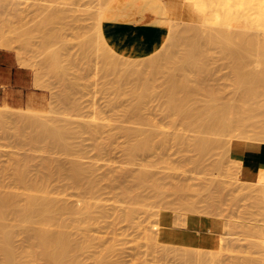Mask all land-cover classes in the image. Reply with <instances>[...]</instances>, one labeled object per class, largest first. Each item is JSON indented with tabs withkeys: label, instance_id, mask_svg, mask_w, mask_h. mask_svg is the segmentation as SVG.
<instances>
[{
	"label": "rangeland",
	"instance_id": "374dc122",
	"mask_svg": "<svg viewBox=\"0 0 264 264\" xmlns=\"http://www.w3.org/2000/svg\"><path fill=\"white\" fill-rule=\"evenodd\" d=\"M221 1H224L220 4L221 7H223H220L223 12L227 8L230 9L229 5H231V7L235 9L238 8V11L242 12L240 13L241 16L239 15L238 18L237 15L239 12L237 10L227 9V11L224 12H227V15H229V12H236L231 13L234 18H232L233 20L227 18H224L223 20L221 19V25L224 28L230 29L232 27V30H230L232 32L235 31V33L238 29L239 34L240 31H246L247 33L249 32L252 35H256L257 39L259 38L258 41L261 40V37L263 40L264 23L262 20L264 18V15L263 17H261V14H264V0H246L245 4L244 0H241V2L239 0H230L232 3L229 0ZM226 1L229 2L227 3ZM99 6L100 5L98 4V1L94 0H0V19H3L4 21L8 20L6 22H9V24L14 27H20L22 25H26L28 27L30 25L32 26V31L29 29L28 33L30 32V34H28L29 36H27V38H29L28 40H30L28 41V43H30L28 44L30 46V49H28L29 51L26 54H22L20 56L24 58H22L23 61L29 63V67L26 64L27 68L25 69H27V71H29L32 76L31 92H33L34 95L33 97L28 98L24 105H21L20 107H14L9 104V108L0 107V110L7 114L4 115L5 117H3L4 121L6 122L3 123L6 126L3 123H0V191L8 189L22 192L23 190H25L23 189L24 186H22V184L15 180L17 175L16 173H19L20 168L21 171H24L23 168H25L26 173L29 172L28 175L33 178L32 180H38L43 177V175L49 176V174L55 170V172H53L51 176H49L50 179H47V185L45 186V189L50 192V194H48L51 197L53 196L54 199H61L69 205H73L74 208L76 207L75 209H80V207L82 208L85 205L91 204V211L93 212L92 221L87 220L86 216L84 215L77 214L70 216L67 213H63L62 218L66 221L65 226L60 227L55 225L50 227L54 231L60 230L70 234L71 237H74L77 243H85L86 248L83 247L76 254L77 258L82 262V264H98L99 262V264H185L180 256V251L181 249L185 248V245L179 243V241L169 239V237H164V232L166 231L165 229H169V226L172 228L184 229L183 227L186 228V226L188 225V220L190 219H195L198 222L201 221L204 224V231L207 234L212 233L211 235L216 238L214 239L215 247L208 249L199 247V245H201L200 238L196 237V239L194 240L195 249L213 251L218 254L221 253L226 261L232 259L247 260L248 257L250 259H255L254 261H256V258L257 260H262L264 250V244L262 243V241L264 239V236L262 239L260 237H262L261 235H264L262 231V228H264V223H262V221L264 222V200L261 196V188H264V185L262 186V184H264V176L261 174L258 168L250 169L246 171L244 175H242L239 169V164H237L238 158H235L238 152L229 149V147L231 148L233 142L237 144L239 150H243V147L247 142L259 147L261 145H264V140L261 141L263 138L257 135L256 130L252 127H247L248 129L245 128L246 131H242L244 132V134L240 130L235 129L234 131L232 130L231 133H224V136H222L223 134L220 136L208 135L210 133H207L205 135V133H200L197 130L189 131L184 129L181 126L180 121L173 118L175 120L174 121L173 119H171L172 117L169 118L165 113H161L166 110L165 108H167V103L165 102L166 99H163V94H161L163 93L161 89L163 90L162 87H164L166 81L164 80V77H161V79L159 77L153 82L151 81L153 85H155L154 87H156V83L158 85L155 88L156 92L154 90V93H151L150 97H148V100L147 98H145V102L143 101L144 104H142L143 106L140 116L141 118H143L142 115H144L146 119L143 118V120H148L147 123H145L144 121L143 123H141V118H135L134 120L131 119V116L123 115L125 114L124 109H128L129 105L132 104L130 101L131 97L129 98L128 94L129 91L127 92L128 88L130 91V88H132V84L129 83L131 80H129V82L125 81L129 84L124 85V83H121L120 86H117L120 83H118V79H116L117 77L114 74L115 72H108L109 74L107 73V71L105 72V68H103V58H101L102 55L99 54L101 57L99 55V57L97 56V54L99 53L98 48L97 50H95L96 55L94 54V51L93 53L90 51L92 54L88 53V55L84 53L86 52L85 50H87L83 46L84 41L93 39L95 44L97 43L95 41L97 37L95 35L94 29H92V26L95 22V15L97 14ZM222 11L221 13H223ZM243 13L244 16L247 17H244L242 15ZM226 14L224 15V17L226 16ZM234 14L237 15L234 16ZM242 16L243 19H246L242 20ZM259 17H261L260 19L262 23L259 20ZM235 18L240 19V23L238 22L239 20L236 21ZM241 20L243 22L246 20V25L248 26V28L244 25L245 23H241ZM34 21H38V24H35V27L33 26ZM225 21H227L228 23ZM231 21L233 23L232 26ZM257 21L262 24L263 27ZM188 22L189 21H186V23ZM236 25L238 27H242H237V29L233 30ZM259 25L262 27V30ZM257 26L259 28H257ZM256 29L257 31H254ZM169 31L172 32L173 30L170 29ZM239 34L237 33L236 35L238 36ZM24 37H26V35ZM24 37V41L25 39L27 40V38ZM236 40L237 41H235V43L240 42L237 44L242 45L241 41H238V39ZM260 42L264 43V41ZM241 45H235V47H237L236 50H238L235 51L236 53H241L245 52L244 49H247L245 53L248 55L246 56L245 53H243V55L245 54L248 60L242 55V53L239 54L242 55L243 59H246L245 61H248L251 66L248 63V65L245 64L246 62H244V60L242 63L241 58V63H239V59H237V57L239 58V56L234 57L236 58V60H238V62L235 59H232V63L230 62V64V57L228 56V54L230 55L234 49L232 48V50L229 51V48H231L230 46L228 48V46L224 45L221 49H212L210 51L211 54L209 55V66L211 65L209 67L211 70L209 75L211 82L209 81V84H213L210 86H216L215 88H220V90L217 89L220 92L222 91L221 89H223L225 95L223 94L224 99H222L221 97V99L223 100H221L222 102H226L230 99L232 100L236 98V100H239L238 103H240V107L246 103L245 101V103H243V99L244 97L246 98L247 95L245 96L244 94H242L241 96L240 94H238V96H236L234 92L235 89L233 87H236V82L234 79H236L235 77H237V75L235 76L236 68L234 67H236V65L238 64H241L242 66L243 64H245L246 66L244 65V68L250 66L251 71L247 67L248 71H250L249 74L255 73V71H253L251 67L258 68L257 62L259 64V62L261 61H257V59H263L261 55H256V47H254V50L248 45H244L246 48L242 47ZM240 48H242V51H240ZM0 50L6 49L0 48ZM7 50L15 55L17 63H19L17 55L19 53H23V49L20 47H13L8 48ZM165 50L166 49L164 48L151 57H154L156 55L160 56V54L164 53ZM249 50H252V52H255V54H251ZM222 51L226 52H224V54L227 57L225 56V58H223L224 54ZM248 51L251 55H254L252 56L253 58L249 57L250 55ZM234 55L236 54L234 53ZM57 56H61L60 59ZM54 58L56 59V61L54 62L55 64L53 63L54 60L50 62V60ZM57 58L60 63L57 61ZM227 58L229 59L227 60ZM254 58L257 59L255 60ZM120 59L121 58H119V60ZM233 60L235 62H233ZM255 62L256 64H254ZM138 64H140V66H143L140 67ZM260 64L262 68H264V64ZM260 64L256 73H258V70L261 71ZM18 65L21 67L20 64ZM136 65V69H140L145 72L144 77H146V73L148 72L146 66L142 63H137ZM120 68H122V66L119 67V69ZM230 68H232V70ZM246 69H241L242 73L248 74V71H246ZM62 73H66L67 76H65L64 74L62 77ZM105 73L107 74L105 75ZM162 80L164 81V83ZM109 81H114L113 84L115 83V85H113V88L112 85L108 83ZM137 81L138 80L136 79V82ZM157 81L160 83H158ZM140 82L144 81L141 80ZM161 82L163 83V85H160L162 84ZM124 86L128 87L126 88ZM117 88L119 91L115 90ZM158 90H160L161 92H157ZM160 94L161 96L159 97ZM124 95H127V97ZM259 95L260 103H262L263 101L261 100L264 98V92H262L261 94L259 93ZM121 96H123L124 98ZM157 97L161 100L159 101ZM255 97V99L258 100L257 96ZM225 98H227V100ZM201 102L202 101L198 103L200 105L197 104L198 107L204 105V101L202 103ZM250 104L251 103H248L247 105L246 103L242 107H250ZM0 106H3L2 101H0ZM253 106H256V104ZM259 109L261 110V107H258V110ZM245 110H248V108H246ZM17 114H26L38 117V119L43 120V122L45 121L47 125L48 123H50L52 129L56 128V124L58 123L57 125L60 126L61 129L63 128L65 130L64 131L62 129L64 138L66 132L68 131V136L66 135V138L64 139L65 141L67 139L68 142L66 141L65 143L64 141V143L67 145H71H68L67 149L65 148V150L60 147V150L59 146L54 145L50 140H45L46 142L43 141L37 143L38 129L34 126H26L23 123H18V121L14 118ZM129 117L132 123H129ZM50 119H52V123L50 122ZM54 121L56 122V124ZM138 121L140 122L138 123ZM144 123L146 125H143ZM97 125L100 126L98 127ZM50 126L48 127L49 129L51 128ZM101 126L104 128H102ZM96 128H98L100 131L96 130ZM128 129H131V131L140 129L144 132L157 131L158 134H160V132L165 133L169 140L167 142V145L163 148H158L154 150V152L152 151L148 154L139 153V155L137 154V156L135 155L134 157L130 156V158L125 151L126 149H124L125 146H123L127 141V136L125 135L124 131H128ZM204 135H208L212 139H218L219 141L221 140V142H224L223 145L225 147L218 152V155H215L217 153L216 152L214 155H210L209 157H207L203 161L204 163L201 164L202 167L199 166V168L195 167V165L192 164V160L197 158V156L195 157V153L192 151L190 146L186 143L183 145H179L176 142L175 138L176 136H184L188 139L187 142H189V139L191 140L194 137ZM160 136L162 135H158V137ZM161 138L162 137H160V139ZM160 139L158 138V141ZM55 146H57V148ZM68 148L70 149L68 150ZM235 160L237 161V163L235 162ZM190 161L191 163H189ZM218 161L219 165L217 166H220V163L222 162V167H220L221 169L219 172L218 169L216 172V169H214V167L216 166V164H218ZM74 163H79L78 165L81 164V167L82 165L83 167H86V169L83 168L86 170V178L84 177L81 183L77 185L74 184L71 179H69L71 178L70 170H72L70 168L73 167ZM57 165L59 173L54 167H57ZM60 166L63 167L61 168ZM171 167L172 169H170ZM167 168H169V170ZM124 171L125 174L123 175ZM138 171L139 174L148 172L147 174H144L147 176L148 174L149 176L152 174L150 177H146L147 180H149V178L151 181H153V179L158 180H155L156 182H153H158L157 184L161 185V189L164 190L163 194L160 197L156 196L154 189H152L153 191L150 190L152 188L150 186L153 183L151 181V183L149 182V184L151 185H148V188H146L147 185L145 187H143V185L142 189L140 186L136 188V191L138 189H140V191L138 190L139 193L138 191L136 193L135 191H133L136 194V196L134 195L135 197L131 196L133 192L130 194L131 197L129 195H126L128 198L123 195V190L126 189L124 187H135L133 179L138 174ZM117 172L120 174H117ZM168 175H170L171 177ZM124 176L127 177L124 178ZM211 181L215 182V185L214 182H212L214 186L211 184ZM177 182H180L184 186H188V192L184 193V196H186V198L189 197L188 199H194L197 201V203L200 202L197 209H200L198 212L199 215L197 213L188 214L191 209L189 211V208H187L188 206L183 204H181L183 208L179 209V204H176L179 201H177V199L175 200V197L173 196L174 193L166 192V188H171V185H173L172 183L178 184ZM259 182L262 183L260 184ZM217 183L220 185L222 184V189H220V186V188L218 187ZM19 184L21 185V187H19ZM89 184H93L91 185V188H89L90 186L88 187ZM255 185L256 188L254 187ZM93 186L95 190L93 189L92 191ZM204 186L205 189H207L206 186H208V188L211 187L212 190H210L211 188L209 189V191L208 189L207 191L204 188L202 189V187ZM170 188L168 189V191H170ZM218 188L220 190H218ZM259 188L261 189L260 191L258 190ZM143 189H145V191ZM132 190H135V188ZM217 190L222 193L220 194ZM172 191L173 190L171 188L170 192ZM191 191H194V193L192 194ZM140 193L144 194L143 200H140V197H138L141 196L142 199V194ZM209 193L213 196V198L216 195V201L213 202H216L215 204L217 208H214V206H212L213 202L211 203V201L208 199ZM201 194L204 195L201 196ZM117 195L120 196L118 197ZM164 195L165 199H172L171 197L174 198L172 201L175 200L176 203L173 202L172 204H174L175 206L173 205L172 207L174 209L178 208L180 212L174 210L171 207V200L168 199L166 200H168L169 202L167 201L168 203H166L167 205L169 204L172 210L169 207V209H167V207L165 208L166 203L162 197ZM153 196L154 198H152ZM197 196H199L200 199ZM203 196L204 198L202 199ZM219 197H222L223 199ZM134 198H136L137 201H140L137 202L134 200ZM217 198L220 200H218ZM145 199H147L148 202L145 201ZM257 199H259V202ZM255 200H257V202ZM260 201L262 203H260ZM159 204L161 207L159 206ZM209 204L211 206L208 207ZM259 204L263 207L259 206ZM176 205L178 207H176ZM92 207L95 208L93 209ZM209 208L213 210L211 211ZM259 209L262 210L263 213L262 211L261 213L258 212L260 211ZM181 210L186 212L181 213ZM129 213H131L132 216L126 217V214L130 215ZM175 215L180 220L182 219V223L180 221L181 224H178L179 221L177 219V221L175 220V222H173V218H177ZM183 216L186 217L184 219L186 225L185 223H183ZM129 218L132 220H129ZM205 219L210 220V222L208 221L209 223H211L212 221L217 222V224H215L216 229L218 227L217 231L215 229L213 230L212 228V225L214 224H207L208 222L206 223V221H204ZM205 223L207 226L205 225ZM0 224L5 226L8 231L15 230L17 236H15L14 238L13 245L14 248L18 250H21L24 246L26 247V245H29V243L26 242L27 240L21 235V231L24 229L33 231L41 226L40 224L34 223L33 221L18 220L12 216L4 220L0 219ZM163 225H166V227H163ZM249 226H251L250 229L247 228ZM253 227L254 229H252ZM257 227L259 230L257 229ZM255 228L257 229V231L255 230ZM247 230L248 232L251 231V236L254 233V235H256V232L259 231H261L262 234H259L260 237L258 236V234L256 235L257 237H255L254 235L251 237L248 235L249 233L246 232ZM186 231L191 232L192 230L186 229ZM213 231L216 233V236ZM245 232L247 234L246 236L244 235ZM86 242L88 244H86ZM252 242H254V244ZM109 247H111V250H109L110 253H108L109 251L106 252ZM104 252L108 254L106 255ZM104 256L107 258V261ZM96 259L97 261L101 259V261H98L96 263ZM31 264L45 263L44 261L36 260L34 262H31Z\"/></svg>",
	"mask_w": 264,
	"mask_h": 264
},
{
	"label": "bare ground",
	"instance_id": "6f19581e",
	"mask_svg": "<svg viewBox=\"0 0 264 264\" xmlns=\"http://www.w3.org/2000/svg\"><path fill=\"white\" fill-rule=\"evenodd\" d=\"M94 1H98V4L100 5L98 10H97V14L95 15V22L93 23V26H92V29H94L95 35L97 37L95 39V41L97 43L95 44L93 39H88V40L84 41L83 46L87 49V50L84 49L86 51L84 53L86 55H88V53L92 54L94 51V54H95V50H97V48H98L99 53L97 54V56L99 54L102 55V57L100 55L99 56L101 58H103L102 59L103 60V68H105V72L106 71H107V73L108 72L109 73L115 72L114 74L117 77V78L116 77L115 78L118 79V83H120L117 86H120L121 83L122 84L124 83V85L129 84V83L132 84V88H130L131 91L129 90V88H128V90L126 89L127 92L129 91L128 94H129V98L131 97L130 101L132 104L129 105L128 109H124L125 114H123V110H122L123 115L131 116V119H134V120H135V118H141L140 115H141L142 106H143L142 104H144V102H145L144 100H146L145 98H147V100H148V97H150L152 92L154 93L155 88L158 86L156 83V87H154L155 85H153L152 82L159 77H160V79H161V77H164L165 79L164 78L163 79L166 81H165L164 87H162L163 90L161 88L160 89H161V91H163V93H161V94H163V96H162L163 99L164 98L166 99L165 102L167 103V106H166L167 108H165L166 110L163 109L164 112H161V113H165L166 115H168L169 118L172 117L171 119L174 118L175 120L180 121L181 126L184 129L189 130V131L190 130L191 131L197 130L200 133H203V134L205 133V135L207 133H210L208 135L220 136L223 134L222 136H224V133H226V134L228 132L231 133V131L232 130L234 131L235 129H238L241 132L242 131L245 132L246 131L245 128L248 129L247 127H252L256 130V132H257L256 134L263 138L261 141L264 140V98L263 99L261 98L262 99L261 101H263L262 103H260V99H259L260 98L259 93L261 94L262 92H264V68H262V66L260 64V63L264 64V43L260 42V41H264V38L262 40V37H261L260 38L261 40L258 41L259 38L257 39L256 35H252L249 32H248L249 33L248 34L245 30H244L245 32L240 31V34H239V31L237 29L238 24L233 29V30L237 29L236 33H235V31L234 32L231 31L232 27L230 28L231 30L224 28L221 25L222 24L221 19L222 20L224 18L232 19L233 15L231 13L234 12V11L229 12V15H227L228 13L226 12L227 13L226 14L224 12L227 11L228 8L224 12L221 10V8H223V7H221L220 4L224 1H221V0H94ZM239 1L241 2V0H239ZM245 1L246 0H244V4H245ZM135 2H137V6L133 5V4H135ZM238 4H240V3H238ZM229 6L228 7L230 9H228V10L233 9V10L238 11V8L235 9V8H232L231 5H229ZM232 6H233V4H232ZM241 6H243V5H241ZM249 6H250V4H249ZM242 8H244V7H242ZM261 8H262V6H261ZM221 11L224 13V15L226 14L225 17L223 15V13H221ZM147 13H149L150 19H146L144 21L143 16ZM240 13H242V12L240 11L238 13V15L234 14V16L237 15V17H238L240 15ZM242 15L244 16V13ZM261 15H262L261 17H263L264 14H261ZM243 16H242V20L246 19V18L243 19ZM244 17H247V16H244ZM261 17H259L260 21H261V19H260ZM238 18H235V19H236V21L239 20L238 22L240 23V19H238ZM247 19H249V18H247ZM242 20H241V23L243 22ZM249 20H251V19H249ZM6 21H8V20H6ZM6 21H4L3 19H0V48L1 49H8V48H13V47L22 48L23 53H19L17 55L18 62H19L18 64H20L21 67L27 68L26 64L28 66L29 63L23 61L24 58L21 57L20 55L26 54L29 51L28 49H30L29 48L30 46L28 45V44H30V43H28V41H30V40H28L29 38H27V36H29L28 34H30V32L28 33V30L29 29L31 30L32 26L30 25L28 27L26 25H22L20 27H14L11 24H9V22L7 23ZM186 21H189L191 23H189V22L186 23ZM262 21L264 23V18ZM262 21H261V23H262ZM225 22H227V21H225ZM229 22H230V20H229ZM248 23H249V21H248ZM252 23H253V21H252ZM35 24H38V21H34V23H33L34 27H35ZM232 24L233 23L231 21V26H232ZM243 24L245 26H247L246 20L243 22ZM164 25H166L169 28L168 32H167L165 38H159L157 36V30H159V28H162ZM260 25L262 26V24H260ZM241 27L239 26L238 28H241ZM254 27H255V25H254ZM262 27H261V30H262ZM247 28H248V26H247ZM257 28H259V27L257 26ZM170 29H172L173 31L170 32L169 31ZM242 29H245V28H242ZM242 29H240V30H242ZM249 30H251V29H249ZM254 31H257V29ZM241 32H242V34H241ZM261 32H263V31H261ZM237 33L239 34L238 36L236 35ZM25 35H26V37H24ZM53 35H55V34H53ZM23 37L27 38V40L25 39V41H24ZM236 39H238V41H241L242 45L241 44L240 45L244 48H246L244 45H248V46L252 47L253 49H254V47H256L255 48V49H257L256 55H261L263 57L262 60L254 58L255 60L257 59V61L258 60L261 61V62H259L261 71L258 70V73H256L257 69L259 68V64L257 62L258 68L251 67L253 69V71H255V73L249 74V72L251 71V69H250L251 65L248 63V61H245L246 59H243V56L246 57L248 55L245 53L247 49L246 50L244 49L245 52H241L242 55H243V53H245L246 56H245V54L243 56L240 55L241 54L240 52H239L240 54L238 52L236 53V51H238V50H236L237 47H235V45L240 46L239 44H237L240 42L235 43V41H237ZM125 44L126 45L136 44L137 45L136 46L137 47L136 52L135 53H127L126 51H124L121 45H125ZM224 45L228 46V48H229V46L231 47V48H229V51L232 50V48H234L233 52H231V54H230L233 57L228 54V56L230 57V59L227 58V60L228 59L230 60L229 63L231 62L232 59L236 60V58H234L235 56H239V58L237 57V59H239V63H241V60L243 63V60H244V62H246L245 64L248 63L250 65V66H247L250 69V71H248L247 67H246L247 69L243 67L245 64H243V66H242L241 64L237 63L238 65H236V67H234V68H236L235 76L237 75V77H235L236 79H234L236 82V87H233L235 89L234 92H235L236 96H238V94H240L241 96H242V94H244L245 96L247 95L246 98L243 95V97L245 99V100L243 99V103L246 102L247 105H248V103H251L250 107L249 106L242 107L246 103L240 107V105H239L240 103H238L239 100H236V98L232 99V100L230 99L226 102L225 101L222 102L223 101L222 99H224L223 98V94H224L223 89H221L222 91L220 92L219 91L220 88H215L216 86L213 87V86H210L213 84H211V83L209 84V81L211 82V79L209 78L210 77L209 76L210 71H211L209 68L211 66V65L209 66V60H210L209 55L211 54L210 51L212 49H215V48L221 49ZM164 48L166 50L164 53L160 54V56L156 55L154 57H151L152 55L157 54L158 52H160ZM258 48H259V50H258ZM240 49H241L240 51H242V48H240ZM222 50H224V49H222ZM252 50L251 51L249 50L251 52V54L253 53ZM100 51H101V53H100ZM249 51H248V53H249ZM96 52H98V51H96ZM224 52H223V54H224ZM257 52H258V54H257ZM234 53L236 55H234ZM251 54L249 53V55H250L249 57L254 56ZM253 54H255V52ZM223 56H221V57L225 58L226 55L224 54ZM60 57L61 56H59L58 58L60 59ZM81 57H83V56H81ZM58 58H57V61H58ZM119 58H121L120 59L121 61L119 60ZM240 58H241V60H240ZM247 60H248V58H247ZM51 61H53V63H54L56 61V59L54 58V59L50 60V62ZM236 61L238 62V60H236ZM252 61H253V59H252ZM233 62H235V61L233 60ZM137 63L144 64L146 66V68L148 69V72L146 73L147 74L146 77H144L145 72H143L140 69H136ZM214 64H215V62H214ZM254 64H256V62ZM56 65H57V63H56ZM138 65L140 66V64H138ZM53 66H55V65H53ZM121 66H122V68L119 69V67H121ZM142 66H140V67H142ZM232 66H233V64H232ZM252 66H253V64H252ZM230 69L232 70V68H230ZM241 69H243V70L246 69V71H248L247 72L248 74L242 73ZM63 72H65V71H63ZM107 73H105V75ZM64 74H65V76H67L66 73H64ZM64 74L62 73V77ZM133 77L136 78L139 82L138 81L136 82V79H134ZM132 78L134 81L132 80ZM129 80H131V81L129 82ZM141 80L144 82H140ZM125 81H128L129 83L128 82L126 83ZM113 82H110V81L108 82L112 85V88L114 87L113 85H115V83L113 84ZM158 83H160V82H158ZM163 83H164V81H163ZM163 83L160 85H163ZM124 87L127 88L128 86H124ZM118 88L115 90L117 91ZM217 89H219V90H217ZM159 91L160 90H158L157 92H159ZM155 92H156V90H155ZM161 94L159 95V97L161 96ZM226 94H227V92H226ZM127 95H124V96L127 97ZM255 96H257L258 100L255 99L256 98ZM121 97H123V96H121ZM221 97H222V99H221ZM226 97H227V95H226ZM225 99L227 100V98H225ZM160 100L161 99H159V101ZM253 100H254V103H253ZM200 101H202V102L204 101V103H203L204 105H202L201 107L200 106L198 107V105H200V104H198ZM255 104H256V106H253ZM258 107L259 108L261 107V110L260 109L258 110ZM246 108H248V110H245ZM257 111H258V114H257ZM259 111H260V113H259ZM5 114L6 113H4V112H2V110H0V123L5 122L4 118H3V117H5L4 116ZM142 117L144 119H146L144 117V115H142ZM14 118H15V120L18 121V123L19 122L23 123L26 126L27 125L28 126H34L35 128L38 129L37 130V134H38L37 135V143L43 142L45 140H50V141H52L51 143L59 146V149H60V147L63 148V150H65V148L67 149L68 145H71V144H68V145L65 144L66 141L68 142V140L67 139H66V141L64 140L66 138L68 131L66 132V135L64 138V133L62 131L63 128L61 129L60 126L57 125L58 123L56 124L55 121L54 122L56 124V128L53 127L54 129H52V127L50 126V123L47 122L48 125L51 127L49 129L48 128L49 126L45 123V121L43 122V120L38 119V117H34V116L26 115V114H17V115H15ZM143 118L140 119V121L142 120L141 123H143V121L145 123H147L148 120L147 121L143 120ZM5 119H7V118H5ZM51 120L52 119H50V122H51ZM47 121H49V120H47ZM129 121H130V117H129ZM136 121H137V119H136ZM140 121H138V123ZM54 122H53V125H54ZM129 123H132V122L130 121ZM145 123L143 125H146ZM59 125H61V124H59ZM97 126L99 127L100 125H97ZM102 128H104V127H102ZM96 130L100 131L98 128H96ZM142 131L140 129L136 130V131H131V129H128V131H126V130L124 131L125 135L127 136V141L125 142V145H123V146H125V148L124 147L123 148L126 149L125 151L127 152L129 157L130 156L134 157L135 155L137 156V154L139 155V153H147L148 154L149 152H152V151L154 152V150H156L158 148L159 149L163 148L167 145V142L169 139H168L167 135H165V133L160 132V134H158L157 131H145V132L144 131L142 132ZM244 132H242V133L244 134ZM158 135H162V136H160L162 138L160 139V137H158ZM205 135L194 137L191 140L189 139V142H187L188 139L185 138L184 136H179V137L176 136V138H175L176 142L179 145H183L186 143L190 146L192 151L195 153V157L197 156V158L194 157L195 159L192 160V164L195 165V167L201 166V164L204 163L203 161L207 157H209L210 155H214L216 152L217 153L215 155H218V152L225 147L223 145L224 142H221V140L219 141L218 139L217 140L212 139L208 135L207 136H205ZM156 137H158L160 140L158 141V138H156ZM155 138L158 142L155 140ZM64 141H65V143H64ZM247 143H245L246 145L243 147V150L242 149L239 150V148L237 147V144H235L234 142L232 143L231 148L229 147V149H231L233 151H237L239 153V154L238 153L236 154L237 157L235 156L236 159L238 158L237 159L238 163L236 160H235V162L237 164H239V169L241 171V174L244 175V173H246V171L253 169V168H258L260 170L261 174L264 176V155L262 152L263 151L262 146H264V145L257 147L251 143H248V144ZM57 146H55V147L57 148ZM239 147H240V145H239ZM69 149L70 148H68V150ZM185 159H187V158H185ZM183 161H184V159H183ZM219 161H218V164H216V166H215L217 168L214 167V169H216V172H217V169L219 172L221 169L220 167H222L221 166L222 162L220 163V166H217V165H219ZM51 162H53V161H51ZM189 163H191V161ZM78 164L74 163L73 167L70 168V169H72V170H70L71 175L67 174V175H70L71 178H69V179H71V181L76 185L81 183V181L85 177V172H86V170H85L86 167H83V165L81 167L80 166L81 164L80 165H78ZM54 167L58 171V165H57V167L56 166H54ZM128 167H130V166H128ZM83 168H85V169H83ZM20 169H19V173H16L17 175H16L15 180H17L20 184H22V186H24L23 189H25V190H23L22 192H19L17 190L16 191L8 190V189H6L4 191L3 190L0 191V219L4 220V219L12 216L18 220L33 221L34 223H38L41 226L38 229L33 230V231L28 230V229H24L21 231V235L27 240L26 242L29 243V245H26V247L24 246L21 250H18V249H15L14 245H13L14 238H15V236H17L15 230L8 231L5 228V226L0 224V264H31V262H34L36 260L44 261L45 264H82V262L79 261V259L77 258L76 254L83 247L86 246L85 243H82V244L77 243L75 241L74 237H71L70 234L63 232V231H60V230L54 231L50 227L55 226V225L60 226V227L65 226L66 221L62 218L63 213H67L70 216L71 215H77V214L78 215H84V216H86L87 220L92 221L93 220V212L91 211V204L85 205L82 208L80 207V209H75L76 207L74 208L73 205L71 206L61 199H57V198L54 199L53 196L51 197L49 195L50 192L45 189V186L47 185L46 183H47V179L49 178V176H51V174L53 172H55L54 169H53L54 170L53 172L51 170L52 173L49 172L50 173L49 176L43 175V177H41L38 180L37 179L32 180L33 178H31L30 175H28L29 172L26 173L25 168H23L24 171H21ZM127 169H129V168H127ZM167 169L169 170V168H167ZM170 169H172V167ZM59 170H61V169H59ZM125 171H127V170H125ZM125 171H124L123 175L125 174ZM122 172H123V170H122ZM145 172H147V171H145ZM58 173H59V171H58ZM128 173H130V172H128ZM131 173H133V172H131ZM147 173L139 174V171H138V174L133 179L134 180L133 183L135 184V187H133V188H132V186H131V188L130 187L129 188L124 187L126 189L123 190V195H125V196L129 195L130 196V194L133 191H135V193L138 190L140 191V189H138L136 191V188H138L139 186L142 189L143 187H145L147 185L146 188H148L149 187L148 185H151V184H149V182L151 180H150V178H149V180H147L146 177H150L152 174L150 176H149V174H148V176L144 175ZM117 174H120V173L117 172ZM168 176H170V175H168ZM125 177H127V176H124V178ZM121 178H120V180H121ZM165 179H166V177H165ZM155 180L156 179H153L154 182L158 181V180H156V181ZM114 181H116V180H114ZM118 181H119V179H118ZM118 181H117V183H118ZM153 181H151V182H153ZM154 182L150 186L152 188L151 189L149 188V189L151 191H153L152 189H154L156 196L160 197L163 194L164 190L161 189V185L157 184L158 182L157 183H154ZM212 182H214V181H211V184L213 185ZM91 183H92V181H91ZM179 183L178 184L172 183L173 184V185H171V188L173 190L172 192H170L171 188L169 186L168 187L170 188V191H168L169 188L168 189L166 188L167 191L166 190L165 191L169 192V193H174L173 196L175 197V200L177 199V201H179L180 203L179 202L176 203L175 200L172 201L174 199L173 197H171L172 199H168V198H166V199L172 201V202L170 201L171 207L174 205L172 203L175 202L176 204H179L178 205L179 209H182L183 207L181 206V204H183V205L188 206L187 208H189L188 209L189 211L191 209V211L188 214L197 213L199 215L198 212L200 209L199 210H197V209L199 206L198 204H200V202L198 201L199 203H197V201L194 199H188L189 197L186 198V196H184V193L188 192V188H187L188 186L187 185L184 186L181 183L180 184ZM134 184H132V185H134ZM91 185H93V184H89L88 187L90 186L89 188H91ZM214 185H215V182H214ZM217 185H218V187L219 186L221 187V188L219 187L220 189H222V187H223V186H221L222 184L220 185L217 183ZM263 185L264 184H262V186ZM208 186H206V187L209 191V189L211 187L208 188ZM19 187H21V185ZM254 187L256 188V185ZM134 188H135V190H132ZM203 188L205 189V186L202 187V189ZM219 188H218V190H220ZM260 188L258 190L260 191L262 189L261 190L262 191L261 196L264 200V192H263L264 188H261V189ZM93 189H94V186L92 188V191H93ZM207 189H205V190L207 191ZM89 190H91V189H89ZM143 190L145 191V189H143ZM192 190H193V188H192ZM210 190H212V188ZM139 191H138V193H139ZM194 191L193 192L191 191L192 194L194 193ZM135 193L133 192V194H131V196L132 197L134 195L136 196ZM147 193H148V191H147ZM202 193H203V191H202ZM140 194H142V193H140ZM144 194H145V192H144ZM144 194H142V199H141V196H138V197H140V200H143ZM189 195H187V196H189ZM202 195H204V194H201V196ZM167 196H169V195H167ZM215 196L213 198V196L209 193L208 199L211 201V203L213 201H216ZM162 197L166 203L168 200L165 199V195ZM197 197H199V196H197ZM222 197H219V198H222ZM224 197H225V195H224ZM123 198H124V196H123ZM152 198H154V196ZM203 198H204V196L202 197V199ZM250 198H252V197H250ZM256 198H258V197H256ZM199 199H200V197H199ZM134 200L137 201L136 198H134ZM218 200H220V199H218ZM257 200L259 202V199H257ZM257 200H255V201L257 202ZM139 201H137V202H139ZM145 201H147V199H145ZM210 201H209V203H210ZM261 201H260V203H262ZM143 203H144V201H143ZM163 203H164V201H163ZM167 203L165 204V208L167 207V209H169L170 206H169V204L167 205ZM215 203L216 202H213L212 206H214V208H217ZM210 204L208 205V207L211 206ZM137 205H139V204H137ZM132 206H134V205H132ZM159 206H160V204H159ZM178 206L176 205V207H178ZM259 206L263 207L260 204H259ZM162 207H164V206H162ZM256 207H257V205H256ZM92 208L94 209L95 207H92ZM179 209L177 208L174 210L179 211ZM210 210L212 211L213 209H210ZM261 211L262 210H260L258 212L261 213ZM183 212H186V211L181 210V213H183ZM262 213H263V211H262ZM129 214L130 215L126 214V217L132 216L131 213H129ZM205 215H206V213H205ZM258 216H260V215H258ZM182 218H183V223H185L184 219L186 217L183 216ZM176 219L179 221L178 224L182 220V219L180 220L177 217V218H173V222H175ZM129 220H132V219L129 218ZM204 221H206V223L208 221L210 222V220H206V219ZM209 222L207 224L212 223V222L211 223H209ZM181 223H182V221H181ZM262 223H264V222L262 221ZM212 224H214V223H212ZM176 225H177V223H176ZM185 225H186V223H185ZM185 225H183V226H185ZM221 227H222V225H221ZM221 227H219V228H221ZM250 227L251 226H249L247 228L250 229ZM170 228H172V227H170ZM183 228H185V227H183ZM188 228L189 227L186 226L187 230H192V231L191 232H188V231L179 232L178 228L165 229L166 231L164 230L165 231L164 237H169V239H172V240H175L174 237H172V235H174V234H176V235L178 234V235H182V236H190V237H186V241H183V237H179L178 238L179 240H176V241H179V243L185 245V248L181 249V251H180L181 252L180 256L183 259V262L185 264H264V258H263L264 250H263L262 260H257V258H256V261H254L255 259H253V258L250 259L248 257L247 260L232 259V260L226 261L224 259V256L221 253H220L221 254L220 255V254L213 252V251L195 249L194 248L195 247V243H194L195 241L194 240L196 239V237L200 238L201 245H199V247H204V248H208V249L215 247L214 239H216V238H214V236L211 235L212 233L207 234L204 231L203 227L201 228V231H199L195 227L189 228V229ZM212 228L214 230L213 225H212ZM212 228H211V231H212ZM261 228H260V230H261ZM217 229H218V227H217ZM252 229H254V227ZM257 229H258V227H257ZM257 229L255 228L256 231H257ZM263 229L264 228H262V231L264 234ZM220 232H222V231H220ZM246 232H248V230ZM246 232L244 233L245 236L247 235ZM250 232L251 231L248 232L249 236H251ZM213 233H215V232L213 231ZM218 233H217V235H218ZM220 234H222V233H220ZM257 234L260 237L262 232L261 231L256 232V235ZM256 235H254V236L257 237ZM215 236H216V233H215ZM261 236L262 237H260V238L262 239L264 235H261ZM211 237H212V239H211ZM87 242H86V244H88ZM252 243L254 244V242H252ZM262 243L264 244V239H263ZM256 247H258V246H256ZM110 248L111 247H109L106 252L111 250ZM261 250H262V248H261ZM106 252H104V253L106 254ZM108 253H110V251ZM101 255H104V254H101ZM222 257H223V259H222ZM100 258H101V256H100ZM97 259L95 260L96 263L98 261H101V259L98 261H97ZM106 261H107V258H106Z\"/></svg>",
	"mask_w": 264,
	"mask_h": 264
},
{
	"label": "crops",
	"instance_id": "0c3cea01",
	"mask_svg": "<svg viewBox=\"0 0 264 264\" xmlns=\"http://www.w3.org/2000/svg\"><path fill=\"white\" fill-rule=\"evenodd\" d=\"M134 6H137V2L133 4ZM149 13L145 14L143 16L144 21L146 19H150ZM168 32V27L164 25L162 28H159L157 30V36L159 38H165L166 34ZM123 50L127 53H135L137 50L136 44H130V45H121ZM31 84H32V76L25 69V67H20L17 63V60L15 58V55L11 53L10 51L6 50H0V101H2L3 106L0 107H8L9 105H12L14 107H20L21 105H24V103L27 101L28 98L33 97V92H31ZM9 104V105H8ZM263 148V155H264V146ZM212 221V220H211ZM214 223L213 227L215 230V224L217 222L212 221ZM189 228H197L199 231H201V228L203 227V223L201 221H197L195 219L188 220L187 223ZM206 225V224H205ZM163 227H166V225H163ZM169 229H173L170 228ZM179 232L186 231V228L184 229H178ZM175 240H179V237H183V241H186V237L190 236H182V235H172ZM173 244V243H170Z\"/></svg>",
	"mask_w": 264,
	"mask_h": 264
}]
</instances>
